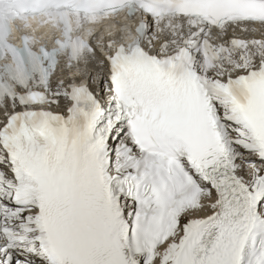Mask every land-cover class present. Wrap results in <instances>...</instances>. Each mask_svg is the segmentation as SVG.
<instances>
[{"label": "snow or ice", "instance_id": "snow-or-ice-1", "mask_svg": "<svg viewBox=\"0 0 264 264\" xmlns=\"http://www.w3.org/2000/svg\"><path fill=\"white\" fill-rule=\"evenodd\" d=\"M0 264H264V0H0Z\"/></svg>", "mask_w": 264, "mask_h": 264}]
</instances>
